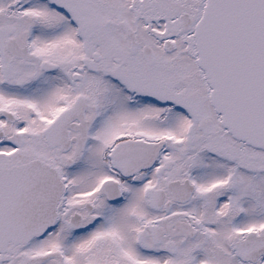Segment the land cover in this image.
<instances>
[{
    "label": "snow or ice",
    "instance_id": "6c2138e0",
    "mask_svg": "<svg viewBox=\"0 0 264 264\" xmlns=\"http://www.w3.org/2000/svg\"><path fill=\"white\" fill-rule=\"evenodd\" d=\"M0 264H264V0H0Z\"/></svg>",
    "mask_w": 264,
    "mask_h": 264
}]
</instances>
